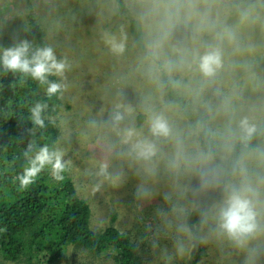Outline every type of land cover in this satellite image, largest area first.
Instances as JSON below:
<instances>
[{"label":"rangeland","instance_id":"rangeland-1","mask_svg":"<svg viewBox=\"0 0 264 264\" xmlns=\"http://www.w3.org/2000/svg\"><path fill=\"white\" fill-rule=\"evenodd\" d=\"M124 1L128 14L117 0H0V50L27 39L32 13L57 59L66 63L63 76H56L64 86L58 148L71 162L68 175L79 196L90 204V225L97 231L115 226L128 234L144 264H190L194 233L188 215L214 192L199 191L202 173L219 167L225 178L232 172L231 150L241 141L239 120L248 117L257 130L264 123V0ZM241 3L248 6L237 16ZM222 16L225 22L216 25ZM106 34L124 38L123 54L111 52ZM157 42L159 48L150 47ZM210 45L222 51L223 66L214 78L179 66L182 56L203 53ZM169 61L171 71L165 67ZM163 71L182 102L168 96ZM116 105L125 114L120 129L135 128L139 138L156 144L150 160L138 159L121 142L111 119ZM152 114L166 117L170 137L151 136ZM205 128L217 158L200 164L196 157L205 153L200 143ZM101 162L118 179L94 192ZM238 164L244 173L238 170L232 181L251 182L264 215V134ZM141 188L147 195H139ZM181 225L189 227L192 239L178 230ZM198 227L203 257L196 264H245L247 254L216 236L212 225ZM177 239L188 245L183 256L175 250ZM56 264L115 262L111 254L69 246Z\"/></svg>","mask_w":264,"mask_h":264},{"label":"trees","instance_id":"trees-1","mask_svg":"<svg viewBox=\"0 0 264 264\" xmlns=\"http://www.w3.org/2000/svg\"><path fill=\"white\" fill-rule=\"evenodd\" d=\"M117 3L120 10L128 14L125 1L117 0ZM241 4L242 7L236 5L237 16H242L238 11L248 6ZM221 18V21L215 22L216 25L225 22L226 17ZM28 20L31 34L25 40L30 44L31 56L37 48L49 47V42L32 13H29ZM135 21L132 19V26ZM237 24L240 25L238 21ZM21 42H12L7 48ZM162 77L170 99L182 102L166 72H162ZM48 79L58 82L54 75ZM47 86L22 73L6 71L0 65V264H56L69 246L84 248L97 255L111 254L115 264H144L140 250L128 234L115 226L97 231L90 225V204L79 196L68 171L64 181L57 182L46 170L24 190H19L18 183L14 182L26 162L24 152L29 144L39 147L47 143L58 148L63 102L61 92L48 97ZM37 104L46 105L42 113L45 119L43 128L31 120V109ZM139 118L142 121L144 115ZM263 134L264 123L250 141L241 140L233 147L230 171L236 167L238 172V159L258 147ZM200 143L205 153L211 152L217 158L209 129L202 130ZM233 177L232 172H228L224 179L232 180ZM221 196L220 191L214 190L200 207L188 215L194 233L190 264H196L203 257V242L198 227L201 226L199 209H206L212 201H219Z\"/></svg>","mask_w":264,"mask_h":264},{"label":"clouds","instance_id":"clouds-1","mask_svg":"<svg viewBox=\"0 0 264 264\" xmlns=\"http://www.w3.org/2000/svg\"><path fill=\"white\" fill-rule=\"evenodd\" d=\"M104 41L113 54L124 53L123 37L106 34ZM160 46L161 44L157 42L150 47L155 49ZM29 52L30 44L27 40L15 47L2 49L0 50V65L6 71L19 72L42 84H47V96L50 98L56 96L64 86L59 82L49 81L48 77L53 75L62 77L66 63L57 59L51 47L37 48L31 56H29ZM179 66L188 71L195 67L202 77L211 80L223 66L222 51L220 48L210 45L203 53L195 52L182 56ZM165 67L171 71L172 62H167ZM45 107L46 105L37 104L31 109V120L40 128L45 126V119L42 116ZM120 108V105H116L111 119L117 134L121 137V142L130 145L131 153H134L138 159L150 160L156 155V144L147 137L139 138V133L135 128L120 129V123L125 120V114L120 111ZM148 122L152 137L157 139L170 137L171 128L164 115L152 114L149 116ZM238 129L239 138L244 142L250 141L257 133V126L251 123L248 117L239 120ZM64 156L61 149L47 143L39 147L29 144L24 152L26 162L22 171L14 178V182L18 183V189H27L46 170L55 181H64L65 173L71 165V162L65 160ZM211 159V152L201 153L196 157V162L207 164ZM239 170L241 174L244 173L242 167ZM236 171L237 169L234 167L233 176ZM222 175V170L219 167H209L201 175L199 191L213 189L222 193L219 201H212L206 209H199L201 225H212V231L216 236L226 238L236 248L245 252L247 254L245 264H258L261 257H264V244L260 243L261 237H264V215L257 207L256 189L246 177L239 183H234L232 180L222 178ZM95 176L101 179L92 189L94 192L98 191L105 181L116 183L118 179H113L109 174L108 164L104 162L98 165ZM139 195H147V189L141 188ZM178 230L188 234L189 239L193 238L187 225L179 226ZM175 250L177 254L183 256L189 248L183 239H177Z\"/></svg>","mask_w":264,"mask_h":264}]
</instances>
